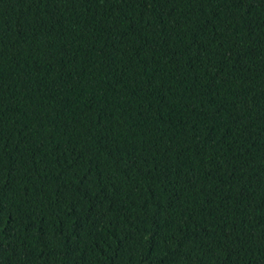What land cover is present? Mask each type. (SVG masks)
Wrapping results in <instances>:
<instances>
[{"label":"trees","instance_id":"obj_1","mask_svg":"<svg viewBox=\"0 0 264 264\" xmlns=\"http://www.w3.org/2000/svg\"><path fill=\"white\" fill-rule=\"evenodd\" d=\"M0 264H264V0H0Z\"/></svg>","mask_w":264,"mask_h":264}]
</instances>
